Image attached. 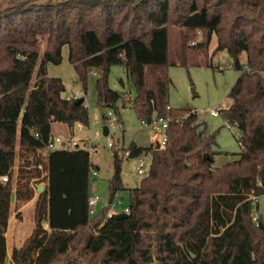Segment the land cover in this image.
Listing matches in <instances>:
<instances>
[{
    "label": "trees",
    "instance_id": "obj_1",
    "mask_svg": "<svg viewBox=\"0 0 264 264\" xmlns=\"http://www.w3.org/2000/svg\"><path fill=\"white\" fill-rule=\"evenodd\" d=\"M36 3L0 11V177L8 175L0 180V264H6L13 192L19 206L42 182L32 232L11 249L12 264H264V219L257 213L254 220L252 200L264 194V0ZM132 8L142 10L148 28L124 31ZM170 26L183 29L179 59L170 52ZM214 34L212 54L227 52L240 70L219 114L238 129L241 149L216 167L217 132L206 133L195 110L170 106L168 73L178 64L214 68L212 56L202 58ZM64 45L85 90L96 72L99 107L119 115L118 104L130 102L141 121L169 117L165 146L131 142L112 151L111 197L123 187L124 155H151L123 217L108 216L107 208L89 213L90 151L45 149L54 122L89 124L84 101L63 96V80L47 72L49 63L62 61ZM114 65L134 86L133 100L128 90L110 87Z\"/></svg>",
    "mask_w": 264,
    "mask_h": 264
},
{
    "label": "rangeland",
    "instance_id": "obj_2",
    "mask_svg": "<svg viewBox=\"0 0 264 264\" xmlns=\"http://www.w3.org/2000/svg\"><path fill=\"white\" fill-rule=\"evenodd\" d=\"M31 0H0V11L18 7L22 3H28ZM66 0H37L36 4H58ZM177 0H172L176 2ZM15 7V8H16ZM118 15V19H122L126 12ZM129 19L124 22V31H128L133 27L138 30L140 28H148V21L142 10L132 8ZM135 16V17H134ZM182 31L178 26H170V52L173 58L179 59L182 55ZM201 37V33L197 32V39ZM47 37H45L41 44V50L46 47ZM195 41H191L189 45H193ZM216 35L214 34L210 42L207 55L202 54V58L206 59L212 56V63L214 68L207 65H190L188 68L183 65H173L168 69V73L172 79L170 87V106L174 108H190L195 110L197 114L203 115V120L206 125V133L217 132L216 150L221 151L214 155V166L222 165L232 159L238 158L240 152V145L236 138L238 129L230 125L221 114L211 115L209 110L212 108L222 109L230 104L227 98V93L231 86L237 79L240 70L234 66V60L225 51H218L214 54L213 50L216 46ZM246 53L243 52L239 58L240 62L245 67ZM47 72L49 76L60 77L65 84V91L62 93L65 97L77 94L78 98L84 99V104L88 108L89 124L75 123L72 127L67 124L54 122L52 124V134L64 137L74 136L75 138L85 139L89 145H93L90 150V158L94 170L97 175L91 178L90 195L99 196V201L96 207L95 216L107 208V214L113 212L114 214L121 213L129 206L131 189L139 186L141 178L144 176L138 174L136 166L138 159L135 157L128 158L124 155V166L128 165V171L124 169L121 172V180L123 187L116 191L113 195V201L110 203V178L113 172L112 151L113 149L127 148L131 142L137 145L147 146L154 140L155 135H161V131H154L151 128L141 127V120L138 119L134 108L128 102L125 107L119 103L120 114L117 115L112 109H102L97 103L96 92L94 89L96 72L91 71L87 78V89H84L82 82L78 79L73 65L68 60V46L64 45L62 48V61L59 64L49 63L47 65ZM34 80V78H33ZM33 80L31 84H33ZM120 80L124 82L122 86ZM109 85L115 90H128L130 98L133 100L136 96L134 86L128 82L125 71L122 66L114 65L111 67L109 74ZM108 111H111V123L103 118V113L108 116ZM104 126L108 128V134L103 132ZM113 142L112 147L108 145V140ZM141 157L146 162V167L149 166L151 155L143 154ZM18 163V160H16ZM17 166V165H16ZM37 195V189L35 195ZM33 197V198H34ZM35 200H30L19 206L15 204L14 192L12 195V206L10 212V224L8 229L9 240L14 236V232L22 231L26 233L28 228L33 224V213ZM264 219V194L257 198V210H253ZM19 215V217H18ZM21 229V230H20ZM26 230V231H25ZM10 243V241H9ZM10 246V244H9ZM10 249V247H9ZM8 255V254H7ZM6 264H12L10 261V254L6 258Z\"/></svg>",
    "mask_w": 264,
    "mask_h": 264
},
{
    "label": "built area",
    "instance_id": "obj_3",
    "mask_svg": "<svg viewBox=\"0 0 264 264\" xmlns=\"http://www.w3.org/2000/svg\"><path fill=\"white\" fill-rule=\"evenodd\" d=\"M71 98H78L77 94H74L73 96H70ZM69 97V98H70ZM112 112L108 111V116H107V120L111 123V116ZM209 114L211 115H218L219 114V109L217 108H212L209 110ZM198 115V114H197ZM203 120V115L199 114L198 115V122H202ZM168 123H169V117H163V116H159V117H154L152 120L147 121V120H142L141 121V127L143 128H151L154 131H161V135H155L154 136V140H156L159 145H161L162 147L165 146L166 142H167V127H168ZM108 145L110 147H112L113 142L109 139L108 140ZM77 148H82V149H86L88 151L94 149L93 145H89L88 142L85 139H79V138H75L74 136H70V137H64V136H60V135H53L47 142L45 149L46 150H55V149H77ZM127 156H129V152L126 153ZM138 159V164L136 166V171L138 174H142L145 175L148 171L149 166L146 167V162L144 161V159L139 156L137 157ZM38 168L42 169L43 165L42 163H39L37 165ZM16 168V167H15ZM92 175L95 176L97 175V171L92 169ZM0 180L3 182L8 181V175H3L0 177ZM37 189V188H36ZM35 189V190H36ZM38 194V191H37ZM252 200H253V204L255 205L256 201H257V197L256 196H252ZM99 201V196H90L89 200H88V206H89V213L94 215L96 212V207ZM129 208L126 207L124 209L123 212H128ZM253 210H256L255 208H253ZM111 214H108V216ZM256 213L254 216V220L256 221L257 217H256Z\"/></svg>",
    "mask_w": 264,
    "mask_h": 264
},
{
    "label": "crops",
    "instance_id": "obj_4",
    "mask_svg": "<svg viewBox=\"0 0 264 264\" xmlns=\"http://www.w3.org/2000/svg\"><path fill=\"white\" fill-rule=\"evenodd\" d=\"M17 168V167H16ZM16 168H15V170H16ZM126 171H128V169L126 170ZM43 183V182H42ZM37 198V195H36V197H34V198H32L31 200H33V199H36ZM36 201V200H35ZM35 203V202H34ZM34 208H35V206H34ZM108 214H113V212H111V213H108ZM32 219H33V224L31 225V227L30 228H28V230L26 231V233L25 232H23L22 233V231H17V232H14V236L12 237L11 236V239L9 240V237H8V229H9V224H10V218L8 219V226H7V230H6V242H7V254L9 255L10 254V252H11V249L15 246V247H20L22 244H23V242H24V240L31 234V232H32V229H33V226H34V213H33V217H31ZM44 227H46V228H48V225H47V223L45 222L44 223ZM21 230V229H20ZM9 241H10V243H9ZM9 244H10V246H9ZM9 247H10V249H9ZM7 255V256H8Z\"/></svg>",
    "mask_w": 264,
    "mask_h": 264
},
{
    "label": "water",
    "instance_id": "obj_5",
    "mask_svg": "<svg viewBox=\"0 0 264 264\" xmlns=\"http://www.w3.org/2000/svg\"><path fill=\"white\" fill-rule=\"evenodd\" d=\"M235 66L238 67V60L235 61ZM120 82H121L122 86H124V82L122 80H120ZM83 101H84L83 98H78L77 103H82ZM103 132L105 135L108 134L107 126H104ZM128 158H132V156L129 155ZM127 169H128V165H125L124 170L126 171ZM35 186L37 188L38 193L42 192L44 189V183H36ZM112 201H113V197L110 198V203H112ZM115 215H116V217H123L125 215V212L117 213Z\"/></svg>",
    "mask_w": 264,
    "mask_h": 264
}]
</instances>
